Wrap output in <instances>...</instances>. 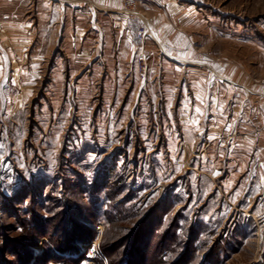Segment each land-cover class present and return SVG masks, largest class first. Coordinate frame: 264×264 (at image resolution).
<instances>
[{
	"label": "rangeland",
	"instance_id": "1",
	"mask_svg": "<svg viewBox=\"0 0 264 264\" xmlns=\"http://www.w3.org/2000/svg\"><path fill=\"white\" fill-rule=\"evenodd\" d=\"M38 1L44 5L45 0ZM201 1L207 10L225 12L208 20L213 62L223 60L224 47H229L224 40L240 24L247 43L229 40L232 53L236 62L262 65L260 73H250L253 84L264 88V0ZM33 3L0 0V264H17L15 257L4 258V247L14 240L24 248L30 245L39 264H111L105 250L114 264H142L154 257L158 237L170 227L179 238L175 247L198 227L194 264H208V251L227 236L236 241L217 250L220 264H264V176L246 172L220 179L217 172L229 173L233 164L218 163L214 148L200 157L202 141L183 140L174 120L175 131L166 132L163 119L134 117L141 98L144 113L147 99L151 110L159 108L163 94L162 87L141 83L150 74L144 49L152 31L144 42L136 37L142 54L131 67L132 84L106 92L100 84L79 85L81 78L73 82L67 76L58 55L61 31L42 26L46 16L30 12ZM224 21L230 24L222 29ZM147 27L150 31L151 24ZM199 36L202 42L207 33ZM33 214L57 221L44 223L40 232ZM151 230L157 235L148 252L149 240L139 237ZM56 234L70 236L64 248L78 245L80 252L76 249L71 257L83 255L80 263L68 262L69 255L53 249ZM47 247L54 255L43 256ZM179 251L168 249L163 260L175 262Z\"/></svg>",
	"mask_w": 264,
	"mask_h": 264
},
{
	"label": "crops",
	"instance_id": "2",
	"mask_svg": "<svg viewBox=\"0 0 264 264\" xmlns=\"http://www.w3.org/2000/svg\"><path fill=\"white\" fill-rule=\"evenodd\" d=\"M203 5L201 0L139 2L141 23L151 24L149 34L152 31L144 49L150 74L141 82L142 87H162L163 94L158 98L159 108L151 110L147 99L148 109L144 113L140 107L145 99L141 98L134 117L163 119L161 126L166 132L175 131L171 127L174 120L183 140L202 141L200 157L206 158L214 148L218 163L226 161L234 166L229 173L218 171L220 179L241 178L246 172L264 176V88L253 84L250 73H260L262 65L236 62L231 50L234 42L229 40L246 45V28L240 24L227 34L229 40H224L229 47H224L223 60L213 62V40L209 38L213 33L208 20L223 17L225 12L210 11ZM33 11L36 16H46L42 26L61 31L58 55H62L64 70L73 82L81 78L79 85L100 84L106 92L112 87L113 92L119 90L124 82L132 84L135 72L131 67L136 56L142 54L136 38L142 24L122 13L120 0H45L43 6L34 0L30 9ZM35 21L38 27L37 17ZM229 24L224 21L222 29ZM202 32L207 33V38L201 42ZM36 46L33 42V48ZM205 68L214 75L207 76ZM154 73L158 75L151 78ZM180 73L184 78L175 76Z\"/></svg>",
	"mask_w": 264,
	"mask_h": 264
},
{
	"label": "trees",
	"instance_id": "3",
	"mask_svg": "<svg viewBox=\"0 0 264 264\" xmlns=\"http://www.w3.org/2000/svg\"><path fill=\"white\" fill-rule=\"evenodd\" d=\"M57 215L61 216L62 213H58ZM32 219L36 221L35 224H38L39 227L40 226L42 227V229H40V232L43 230L44 223H46V222L52 223V222L57 221L54 218L44 219L41 216H38L36 214L35 215L33 214ZM158 221L160 223V220H158ZM29 224L30 223L25 224L28 227L27 229H29V227H30ZM250 224H252L251 221H249V223L247 224L248 225L247 227H250L249 226ZM196 229H198V227ZM196 229H193L191 232L188 233L191 239L189 238V240L186 241L185 243H183V241H182L181 244L179 243L178 245H176V247L173 245L178 241L179 238H177V235H175V233H172L173 229L170 227L166 231L164 230L165 233H163V235L158 237L159 240H158L157 244L155 245L156 249H157V247L159 248L157 253H155L154 257L150 258L149 260L148 259L145 260L144 261L145 263H142V264H194L193 260L195 257V253L197 251L195 248V243H197V239L199 238V233H200L199 231L197 232ZM242 231H246L245 233L243 232L244 233L243 235L245 237H247L248 232H250V229L246 228V230H242ZM56 235L57 236L56 237L54 236L55 238H53V241H52L53 247H54L53 249L58 251L62 255H69L70 257L69 258L67 257V260H69L68 262H70V261L72 262V260H73V262L76 261V263H80L83 259V255H80L78 258H74V259H73V257H71V255L74 254L75 252H77V251L80 252V249L77 248L78 245L74 246V247H70V248H64L65 244L63 245V243H66L65 241L68 240L70 238V236L65 235L64 237H62V236H60V234H56ZM155 235H157V232H154L151 230V233H145V235L144 234L142 235L143 237H139V240L145 239L147 241L148 240L150 241V242L148 241V244H146L145 247L143 246L145 248V251H146V247H147L148 252L151 251V249H152V247H151L152 238H154ZM232 237L233 236H227V238L220 239L218 243L213 244L214 245L213 249L209 250L208 254H207L206 262H208V264H220L221 263V260H220L221 256H219V254H217L216 252L218 249H221V248L223 249L225 247L224 244L231 243L232 239H233V242H234V240L236 241V239L232 238ZM91 239L93 240V238H91ZM156 240H157V237H156ZM21 245L22 244H20L19 241H15V240L11 241L9 244L7 243V247L6 246L4 247L5 249H7L6 255L4 258H6V257L14 258L15 257V259H18L17 264H39L41 259H40V257L34 259V251H32L31 248L29 247L30 245H27V247H25V248H24V246H21ZM9 248H15L14 252L12 253V252L8 251ZM76 249H77V251H76ZM168 249L173 251V252H178L180 250L178 255H177L175 262H173V263H169V262L163 260L165 258V252ZM231 249H232V251L234 250L232 245H231ZM46 250H48V252H45L43 254V256L45 255V257H46L48 254L54 255L53 250L49 249L48 247ZM160 250H161V252H160ZM220 251H222V250H219V253H220ZM105 255L108 258L109 262L111 264H114V263H112L113 262L112 261L113 260L112 255L109 254V252L106 250H105ZM59 262L56 261L55 263H59ZM5 264H8V262H5Z\"/></svg>",
	"mask_w": 264,
	"mask_h": 264
},
{
	"label": "built area",
	"instance_id": "4",
	"mask_svg": "<svg viewBox=\"0 0 264 264\" xmlns=\"http://www.w3.org/2000/svg\"><path fill=\"white\" fill-rule=\"evenodd\" d=\"M140 1L141 0H120L122 13L125 16H129L130 18L140 20V8H139ZM145 1L155 2L156 0H145ZM142 23H143L142 27L139 28V30L136 33V37L140 42H144L149 36V30L147 24L144 22Z\"/></svg>",
	"mask_w": 264,
	"mask_h": 264
}]
</instances>
